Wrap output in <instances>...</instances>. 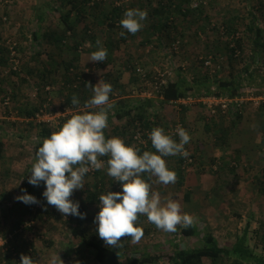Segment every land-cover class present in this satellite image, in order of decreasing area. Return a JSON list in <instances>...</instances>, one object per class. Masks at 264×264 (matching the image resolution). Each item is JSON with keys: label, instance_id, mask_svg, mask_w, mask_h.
Returning <instances> with one entry per match:
<instances>
[{"label": "rangeland", "instance_id": "rangeland-1", "mask_svg": "<svg viewBox=\"0 0 264 264\" xmlns=\"http://www.w3.org/2000/svg\"><path fill=\"white\" fill-rule=\"evenodd\" d=\"M61 1L0 0V141L5 144L4 157L0 159V237L7 240L3 246L0 245V264H21V254L31 256L36 264H50L51 258L58 255L64 264H76L77 261L79 264H96L93 250L84 247L81 239L72 235V229L80 218L73 215L65 217L49 205L42 194L46 190L43 181L37 187L44 190L31 191L39 203L29 205L16 199L25 194L24 190L29 194V188L35 187L28 183V179L40 143L38 129L31 127L25 118L18 117L19 110L41 107V119L32 121L35 125L48 123L52 131L62 126L73 113L65 100L68 90L64 89L62 77H58L54 83L50 81L51 84L46 85L48 87L41 92L39 88L43 83L38 85L40 80L37 71L48 67L49 54H54L56 63L60 64L58 68L61 75L64 73L63 62L68 63L76 56L74 51H60L44 41L43 34L54 30L59 24ZM100 1L99 10L88 9L89 22L94 21L93 16L106 15L117 6H133L132 9H135L143 2V10L148 15L142 22V29L128 43H121V30L111 31L105 24L93 30V35L106 50L110 39L117 43V46L111 47V51H107L110 55H107L106 61H89L97 45L93 39H85L79 50V70L83 72L82 78L92 81L93 86L100 79L111 84L110 79L105 77L109 73L120 75L119 83L125 91L136 90L134 96L139 97L140 90L152 92L156 80L150 76L146 82L140 78L139 83L134 82L132 79L136 73L135 76L132 73V63L135 65L139 62L137 64L145 72L168 70L173 74L179 73V67L184 66L189 72L187 76L191 77L192 73L198 71L204 74L205 69L200 60L210 50L220 54L221 69L216 73L217 77L229 78L232 72L236 77L243 78L245 94L249 97L252 93L254 96L263 95L255 94L264 92L261 82L264 77V53L259 58L254 57L252 48L246 43L244 60H238L231 66L225 49L226 39L223 31H220L224 28L225 18H248L249 12L255 10L260 0H187V5L183 0H172L171 5L168 0L163 4L170 7L167 18L174 28L170 36H165L167 31L164 32L161 42L150 39V43L145 41L147 36L144 32L148 29L150 12L160 0H131L128 4L123 3V0ZM261 1L260 6L264 7V0ZM182 3L186 7L180 11L178 6ZM90 7L96 5L91 2ZM261 7L256 17L264 31V10ZM193 8H197V11L184 16L186 9ZM244 30L241 26L240 31L243 33ZM38 31L39 41L34 38V33ZM77 34L76 38H72L79 42L84 40L83 24L79 25ZM67 43L72 46L74 41L71 39ZM249 85L251 87L247 88ZM158 112L163 116L162 111ZM241 116L240 119L233 115L216 119L218 123L215 128L207 108L197 101L189 105L187 111H182L175 122L169 123L172 127L166 128V134H170L171 129L174 131L177 124H182L189 133L191 139L185 145V150L194 162L182 168L185 175L182 186L179 185V155L164 157L169 169L177 175L176 183L157 184L154 183L155 177L149 182L152 190L159 191L162 197H172L178 190L189 193L184 212L196 218L195 224L201 235L186 237L180 226L177 227V233L164 232L141 215L137 226L144 230L142 239L133 243L131 238L124 237L122 247H112L121 251L123 264H132L133 260L141 259L143 254L156 256L176 247L180 250L198 248L207 232L213 234L221 246L234 244L247 228L251 246L258 254L264 255V195L259 190V181L264 175V109L255 107L249 101ZM124 123L113 117L111 109L105 129L107 136L117 137L112 131ZM130 135L128 132L126 136L119 137L126 141ZM175 140L179 142V137H175ZM108 158L105 156L100 159L106 162ZM143 178L148 180L147 174H143ZM96 184L98 190H95ZM109 190L122 191V187L107 175L105 163L103 169L88 172L84 177V188L75 190L70 197L73 202H79V206L85 203L86 217L83 220L86 232L94 235L103 245L106 244L99 237L96 230L98 225L94 223L100 211L99 198L96 201L87 196L89 191H100L101 195ZM30 207L31 212L26 213ZM19 222H22L20 229L16 225ZM178 240L180 243H177ZM151 264L167 263L161 259ZM204 264L210 262L205 260Z\"/></svg>", "mask_w": 264, "mask_h": 264}, {"label": "trees", "instance_id": "trees-1", "mask_svg": "<svg viewBox=\"0 0 264 264\" xmlns=\"http://www.w3.org/2000/svg\"><path fill=\"white\" fill-rule=\"evenodd\" d=\"M91 2H93L96 7L91 8ZM98 2L102 3L100 0H62L61 7L59 9L60 20L58 26L54 30L46 31L43 34L44 41L46 43L53 45L54 48H57L60 51H63L64 49L74 51V55L76 56H74V58H72L68 63L63 62L64 73L61 75L59 71V68L61 67L60 64L56 63L54 54H49V62L47 63L48 67L45 66L43 71H37L40 80L38 85L43 83V86L40 85L41 88L38 87L39 91L41 92L44 90V88L46 89V87H48L46 85H50L51 82L54 83L58 77H62V80L65 82L64 89L68 90V95L66 94L65 100L67 104H69L68 106L72 109H74V106L71 103L73 95L78 97L81 105L90 99L92 95L91 89L87 88V82H91L92 84V81L84 80L81 76L83 72L81 73L79 70V50L83 46L82 44L85 39L91 38L94 42H96L97 37L93 35V30L96 31L95 28L102 24L107 25L111 31L116 29L124 31L125 35L123 37L120 36L121 43H127L132 37H134L133 34L128 33L124 29L122 30V27L119 23L123 18L124 12L129 8H134L133 6H117L106 15L104 14L101 17L93 16L94 21L89 22L88 9L90 8L92 10H99L100 5ZM169 2L172 5V0H169ZM182 2H185L186 5L189 4V1L187 0H183ZM261 3L262 1L260 0L258 3L259 5L255 8V10L249 12L248 18L240 19L237 17H232L223 22L224 28H221L220 31H223V37L226 39L224 41L225 49L229 54L231 66H233V64H235L238 60H244L246 43H248L250 48H252L254 57L259 58L264 53V31L259 26V22L256 17V12L258 13ZM140 5L141 6H139V8L143 10L144 2ZM186 5L182 3V5L178 6V8L180 11H182ZM169 9L170 7L168 5H164L162 0H160L158 6L154 7L150 12V16L148 17V29L144 32L147 36L144 38L147 43H150V39H156L158 42H161L163 39V34L166 31L167 33L165 36H170L171 29L174 28V26L170 24V20L167 18L169 15ZM193 9H186V14L184 13V16L190 14L191 11H197V8ZM260 9L264 10V7H261ZM82 24L84 40L79 42L78 39L75 38L79 35L77 34L78 27ZM241 26L245 28L243 33L240 31ZM39 33L40 31L34 33V38L37 41H39ZM71 39H73L74 44L69 46L67 42H69ZM113 45L117 46V43H113V41L110 39L108 42L109 47L107 48V51H111V47ZM218 53H212V51L209 50L205 56H202L200 62L205 69L203 75H201L198 71L197 73H192L191 77H188V69L184 68V66L183 68L179 67L181 72L179 71L177 74H173V72H171V75L166 77L167 85L161 86L160 92L155 94V96L152 98L135 97L134 95H136V92L134 91L136 90L126 92L124 87L120 85V75L115 76L114 74H107L105 77H108L112 84L110 102L113 104V117L119 122L125 121L123 125L119 124L114 128L112 131L113 134L116 133L118 135L117 137L120 135L124 137L128 134V132L131 133V135L126 138L125 143L132 145L137 132H141L143 138L146 140L145 144H140L138 146V148L141 149V154L145 150L155 151L149 139V133L153 127H162L164 130L169 127L170 129L172 126L169 123L175 122L179 118L182 111H187L188 107L177 104L179 100L189 96L200 99L203 97L237 98L244 95L246 87L243 86V78L240 79V77H236V75L232 74V72L229 78L217 77L216 73L219 72L221 68L213 73L212 69L205 65V62L209 60L210 57L214 62H218L220 57V54ZM1 61L6 63L5 59H2ZM131 67L134 76L136 73V76L133 77L132 80L136 83H139V78L141 80V77L139 76L134 64H132ZM141 68L143 69V67ZM146 73L147 78L152 76V78L155 79L157 77L156 70L153 72L146 71ZM155 80L157 83H160L159 79ZM73 85H75V87L71 89ZM250 87L251 86L249 85L247 88ZM262 94H264V92L258 94L256 93L255 95ZM261 108H264V103H262ZM40 109L42 108L36 106L32 107L31 110L20 109L18 113V117L25 118L28 120V124L31 127L38 129V136L40 139L39 147L42 146L43 139L50 137L51 133L53 132L48 123H39L35 125V122L32 121L40 112ZM158 111H162L163 116L165 117L159 114ZM236 117L240 119L242 116L237 115ZM219 118L222 117L218 116L217 118L211 119L213 125H215V128L218 123L216 119ZM105 135L106 138H109L107 136V132H105ZM173 138L175 139V137ZM4 150L5 144L3 141H0V159H3L4 157ZM179 158V185L182 186L184 184L183 182L185 175L182 169L183 159L180 155ZM259 184L260 193L264 195V175L259 181ZM98 187L99 186L96 184L95 190H98ZM32 190H44V188L42 189L41 187L32 186L28 190L30 191V195ZM99 195L100 191H89L87 197L91 196L92 199L98 201ZM172 198L181 204L182 212H184V203L187 199H189V193L184 194L178 190L173 193ZM79 211L86 214L85 203H82L81 206H79ZM30 212L31 207L27 208L26 210V213ZM46 214H49V212H46ZM20 223L22 222L16 224L17 228L20 227ZM182 234L186 237H196L201 235L195 223L188 228L182 227ZM72 235L76 238H80L84 247L93 250L94 261L96 264H123L121 251H118L107 245H103L95 238L94 235H89L86 232L85 222L83 219H78L77 223L72 229ZM202 241L203 242L201 246L198 248L180 250L176 247L170 252L162 253L156 256H148L147 254H143L141 259L133 260L132 264L157 263L161 259L167 264H204L205 260L209 261L210 264H264V255L258 254L250 244L248 228L241 236L237 238L234 244L227 243L224 246H221L219 241L210 232L204 234Z\"/></svg>", "mask_w": 264, "mask_h": 264}, {"label": "clouds", "instance_id": "clouds-1", "mask_svg": "<svg viewBox=\"0 0 264 264\" xmlns=\"http://www.w3.org/2000/svg\"><path fill=\"white\" fill-rule=\"evenodd\" d=\"M147 15L146 10L129 8L120 26L135 35L142 29ZM119 35L123 37L125 32ZM96 45L97 50L91 53L89 61H106L107 50L99 39ZM87 88L92 91L91 98L81 105L73 95L74 109L70 118L50 137L43 139L35 154L28 183L39 186L43 181L46 186L43 196L49 205L65 217L73 215L84 219L86 214L79 211V202H73L70 197L75 190L84 188V177L89 171L101 170L106 163L107 175L122 187V191L109 190L98 197L100 211L94 223L98 225L99 237L109 247H122L124 237L131 238L133 243L139 242L144 236L143 228L137 226L141 215L157 229L168 233H177V226L194 225L193 215L182 212L181 204L171 195L162 197L159 191H153L149 182L155 177L157 184L176 183L177 175L169 169L164 157L182 155L187 158L189 153L185 145L190 142L189 133L177 125L174 130V135L179 137L177 142L173 134H166L162 127H153L149 139L155 151L145 150L141 154L140 148L126 144L120 137L106 138L108 114L113 108L110 102L112 85L100 79L95 86L87 82ZM105 156L109 157L106 162L100 159ZM143 174H147L148 180ZM24 191L25 194L16 197L18 201L29 205L39 203ZM21 264H36V261L21 254ZM50 264H64V261L58 255L51 258Z\"/></svg>", "mask_w": 264, "mask_h": 264}, {"label": "built area", "instance_id": "built-area-1", "mask_svg": "<svg viewBox=\"0 0 264 264\" xmlns=\"http://www.w3.org/2000/svg\"><path fill=\"white\" fill-rule=\"evenodd\" d=\"M131 0H123V3L128 4ZM144 1V0H141ZM147 1V0H146ZM168 0H162V2L164 4L167 3ZM81 50V49H80ZM206 66H209L212 69V72H216L217 70L220 69V64L219 61L218 62H214L212 60V58L210 57L209 60H207L205 62ZM139 76L141 77V80L143 82H146V78H147V73L140 67L137 66L136 67ZM157 71V77L155 79H159L160 83L154 82L153 84V89L152 92H148L147 90H140L139 91V97L141 98H152L155 96V94L160 92V87L161 86H166L167 85V76H170L171 72L168 70H164V71H160V70H156ZM136 94V93H135ZM201 102L203 106H205L208 110V114L210 116V118H217L218 116L220 117H226L228 115H233V116H237V115H242L243 110L245 108V105L248 104V102H252L254 104L255 107H260L262 105V103H264V95L262 96H254V94L252 93L249 97V95L244 94L241 97H237V98H217V97H203L200 99L197 98H193L192 96H189L187 98L181 99L177 102V104L188 107L189 105H192L196 102ZM40 113H43V111L39 112L37 114V116L35 117L34 120L39 121L42 117ZM183 127L182 124H177ZM177 125L175 127H177ZM170 134H173V137H176V135H174V131L169 130ZM146 140H144L141 132H137V134L134 137V141L132 143V145H140V144H145ZM137 146V147H138ZM181 158L183 159V169H185L187 166L192 165L194 160L192 158V156H188L187 158H184L182 155H180ZM90 172V171H89ZM7 240H3L2 237H0V245H4L6 243Z\"/></svg>", "mask_w": 264, "mask_h": 264}, {"label": "crops", "instance_id": "crops-1", "mask_svg": "<svg viewBox=\"0 0 264 264\" xmlns=\"http://www.w3.org/2000/svg\"><path fill=\"white\" fill-rule=\"evenodd\" d=\"M227 19H229V18H225L224 21L227 20ZM133 36H134V35H133ZM127 43H128V42H127ZM137 63H139V62H136L134 66H139L140 63H139V64H137ZM132 64H133V63H132ZM128 66H129V65H128ZM263 78H264V77H263ZM263 78L261 79V82L264 84V79H263ZM263 95H264V94H263ZM263 109H264V108H261V110H263ZM259 145H260V144H259ZM263 147H264V146H263ZM179 159H180V158H179ZM182 168H183V167H182ZM94 171H95V170H94Z\"/></svg>", "mask_w": 264, "mask_h": 264}]
</instances>
